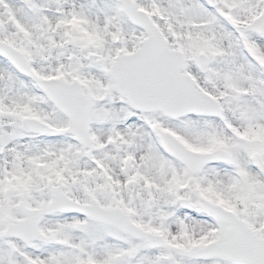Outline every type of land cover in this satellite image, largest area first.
<instances>
[{"label": "snow or ice", "instance_id": "snow-or-ice-1", "mask_svg": "<svg viewBox=\"0 0 264 264\" xmlns=\"http://www.w3.org/2000/svg\"><path fill=\"white\" fill-rule=\"evenodd\" d=\"M0 264H264V0H0Z\"/></svg>", "mask_w": 264, "mask_h": 264}]
</instances>
